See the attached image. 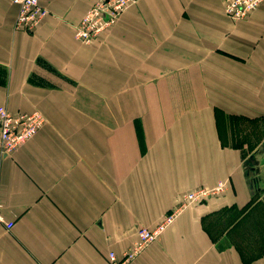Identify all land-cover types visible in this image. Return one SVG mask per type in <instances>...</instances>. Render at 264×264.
Wrapping results in <instances>:
<instances>
[{
    "label": "crops",
    "instance_id": "0c3cea01",
    "mask_svg": "<svg viewBox=\"0 0 264 264\" xmlns=\"http://www.w3.org/2000/svg\"><path fill=\"white\" fill-rule=\"evenodd\" d=\"M98 1L40 0L21 32L0 0V106L47 118L0 155V264H110L220 181L131 264H264V1L234 22L225 0H138L85 45Z\"/></svg>",
    "mask_w": 264,
    "mask_h": 264
},
{
    "label": "built area",
    "instance_id": "2783aa9c",
    "mask_svg": "<svg viewBox=\"0 0 264 264\" xmlns=\"http://www.w3.org/2000/svg\"><path fill=\"white\" fill-rule=\"evenodd\" d=\"M264 0H225V14L234 22L246 20L257 10ZM18 7L15 30L32 32L48 16L49 10L43 7L40 0H11ZM138 0H100L94 3L80 23L74 27L75 39L85 45L100 40L117 24L125 11L135 5ZM47 118L40 111L14 115L7 107L0 106V155L12 156L24 144L32 140L45 126ZM227 190V182L220 181L212 188H201L185 194L180 204L174 208L156 228L145 226L138 228V241L129 248L121 259L111 252L110 264H131L151 244L157 242L168 226L187 209L210 201L223 195ZM15 223L4 216V207L0 203V231H11Z\"/></svg>",
    "mask_w": 264,
    "mask_h": 264
},
{
    "label": "water",
    "instance_id": "95a60500",
    "mask_svg": "<svg viewBox=\"0 0 264 264\" xmlns=\"http://www.w3.org/2000/svg\"><path fill=\"white\" fill-rule=\"evenodd\" d=\"M202 204H204V203H202ZM202 204H200V205H202Z\"/></svg>",
    "mask_w": 264,
    "mask_h": 264
}]
</instances>
